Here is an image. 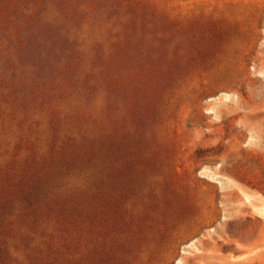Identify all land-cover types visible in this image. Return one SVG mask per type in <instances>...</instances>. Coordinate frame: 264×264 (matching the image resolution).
Listing matches in <instances>:
<instances>
[{"label": "rangeland", "instance_id": "rangeland-1", "mask_svg": "<svg viewBox=\"0 0 264 264\" xmlns=\"http://www.w3.org/2000/svg\"><path fill=\"white\" fill-rule=\"evenodd\" d=\"M0 264H264V0H0Z\"/></svg>", "mask_w": 264, "mask_h": 264}]
</instances>
